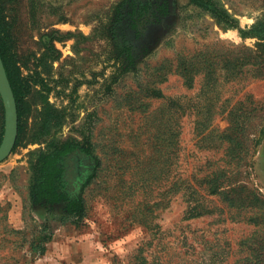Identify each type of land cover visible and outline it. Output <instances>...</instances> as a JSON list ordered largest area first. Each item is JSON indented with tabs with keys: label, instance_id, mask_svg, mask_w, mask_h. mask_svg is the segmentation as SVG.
Segmentation results:
<instances>
[{
	"label": "rangeland",
	"instance_id": "374dc122",
	"mask_svg": "<svg viewBox=\"0 0 264 264\" xmlns=\"http://www.w3.org/2000/svg\"><path fill=\"white\" fill-rule=\"evenodd\" d=\"M263 16L264 0H0L19 111L0 264H264ZM4 125L0 95V142ZM62 149L50 179L41 154Z\"/></svg>",
	"mask_w": 264,
	"mask_h": 264
},
{
	"label": "trees",
	"instance_id": "16d2710c",
	"mask_svg": "<svg viewBox=\"0 0 264 264\" xmlns=\"http://www.w3.org/2000/svg\"><path fill=\"white\" fill-rule=\"evenodd\" d=\"M257 29H258V33L256 34V36L260 39V41L257 43V47L259 50V55L261 57L264 58V16L263 18L259 19L257 21ZM0 55L2 57L3 63L6 67V71H7V66L5 64L3 55H2V49H1V44H0ZM264 61V60H263ZM8 74V71H7ZM9 80L11 82L10 76L8 74ZM11 86L13 88V92L16 98V102H17V108H18V94L16 93V91L14 90L13 84L11 82ZM19 114V111H18ZM67 151V149H62L59 150L56 153H51V154H41V159L44 161V167L47 170V172L49 171L48 168H50V174H49V178L51 179H56L57 177V172L59 171L56 167V158L61 155L64 154ZM76 165H77V170L76 173L78 176H80L83 172H85L86 167L89 166L88 161L83 157V156H77L75 159ZM49 180V179H48ZM46 181L44 182V184L42 185L43 188H45L46 186ZM46 196H50V199H52L53 201H61L64 200L66 202V210L67 212L75 219V221H79L81 219H83V217H85V211H84V207H83V200L82 197L80 198H62L61 197V193H57L56 190L53 189V187H51V185L49 186V191H46L45 193Z\"/></svg>",
	"mask_w": 264,
	"mask_h": 264
},
{
	"label": "water",
	"instance_id": "95a60500",
	"mask_svg": "<svg viewBox=\"0 0 264 264\" xmlns=\"http://www.w3.org/2000/svg\"><path fill=\"white\" fill-rule=\"evenodd\" d=\"M0 95L4 106V134L0 142V161L5 159L14 147L18 133V113L15 95L0 55Z\"/></svg>",
	"mask_w": 264,
	"mask_h": 264
}]
</instances>
